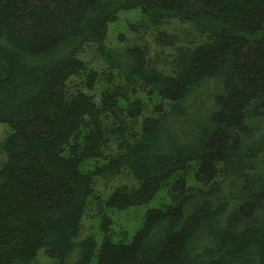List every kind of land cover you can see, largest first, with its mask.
<instances>
[{
    "label": "trees",
    "instance_id": "trees-1",
    "mask_svg": "<svg viewBox=\"0 0 264 264\" xmlns=\"http://www.w3.org/2000/svg\"><path fill=\"white\" fill-rule=\"evenodd\" d=\"M0 123V264H88L116 178L105 207L172 203L96 264H264V0H0Z\"/></svg>",
    "mask_w": 264,
    "mask_h": 264
},
{
    "label": "rangeland",
    "instance_id": "rangeland-1",
    "mask_svg": "<svg viewBox=\"0 0 264 264\" xmlns=\"http://www.w3.org/2000/svg\"><path fill=\"white\" fill-rule=\"evenodd\" d=\"M133 15V14H132ZM129 13L119 14L116 22L111 23L107 28V42L110 45L114 42L115 34L123 30V23L126 19H132L133 16ZM85 59L88 58V52L82 54ZM9 132V129L4 123H0V140ZM4 160V155L0 154V163ZM119 179H113L105 185H101L96 181L94 188L100 193V207L94 203H89L83 210L80 217V225L78 235L75 238L79 242L82 238L90 237L95 247L93 255L90 257L88 264H96L95 250L97 249L104 233H107L108 239L112 242H129L133 233L140 227L144 212L149 208L161 207L172 203L170 196L165 194L163 190H159L150 200L144 204L129 206L124 209L109 208L103 205V200L109 194L110 190L115 187ZM121 182H123L121 180ZM129 183L135 184L130 180ZM103 216L109 219L107 227ZM78 254L77 246L64 257L51 256L44 252L43 249H37L30 264H77Z\"/></svg>",
    "mask_w": 264,
    "mask_h": 264
}]
</instances>
